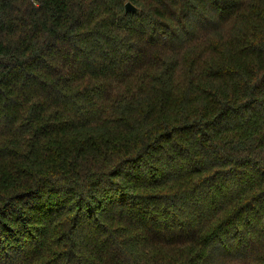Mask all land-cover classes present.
<instances>
[{"label": "trees", "instance_id": "trees-1", "mask_svg": "<svg viewBox=\"0 0 264 264\" xmlns=\"http://www.w3.org/2000/svg\"><path fill=\"white\" fill-rule=\"evenodd\" d=\"M0 264H264V0H0Z\"/></svg>", "mask_w": 264, "mask_h": 264}, {"label": "water", "instance_id": "water-1", "mask_svg": "<svg viewBox=\"0 0 264 264\" xmlns=\"http://www.w3.org/2000/svg\"><path fill=\"white\" fill-rule=\"evenodd\" d=\"M126 9L127 11H133V12L137 10L136 6L132 2L126 3Z\"/></svg>", "mask_w": 264, "mask_h": 264}]
</instances>
